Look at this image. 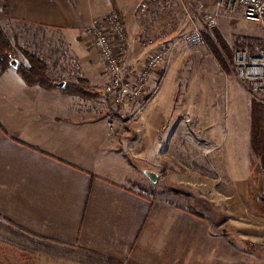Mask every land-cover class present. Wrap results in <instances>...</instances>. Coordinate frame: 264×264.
<instances>
[{"label": "crops", "instance_id": "0c3cea01", "mask_svg": "<svg viewBox=\"0 0 264 264\" xmlns=\"http://www.w3.org/2000/svg\"><path fill=\"white\" fill-rule=\"evenodd\" d=\"M139 1L0 0L7 38L41 58L51 80L93 95L28 86L16 69L0 71V229L33 235L21 247L35 264H200L202 251H211L200 224L139 190L146 169L139 170L137 141L132 130L119 128L124 111L135 109L140 119L157 116L151 106L166 74L175 79L170 68L180 52L178 39L153 37L150 17L135 10ZM112 12L127 34L126 79L134 80L160 47H170L159 84L154 71L145 85L149 97L119 112L102 92L104 65L87 34L93 20ZM16 58L28 66L22 53ZM247 129L249 147L250 107ZM157 130L145 134L155 137ZM147 149L153 156L155 149ZM186 241L197 256L187 259Z\"/></svg>", "mask_w": 264, "mask_h": 264}, {"label": "rangeland", "instance_id": "374dc122", "mask_svg": "<svg viewBox=\"0 0 264 264\" xmlns=\"http://www.w3.org/2000/svg\"><path fill=\"white\" fill-rule=\"evenodd\" d=\"M215 5L216 0H171L167 8L159 2L148 4L143 14L151 19L153 37L178 39V60L170 68L175 79L169 69L157 103L151 106L160 111L157 116L154 113L140 119L135 109L124 111L118 124L122 130H132L139 170L159 177L155 184L145 177L139 190L180 209L187 223L200 224L212 239L208 248L212 254L203 250L204 262L200 264H264V170L259 159L251 160L247 134L250 102L256 98L264 104V98L250 90L235 68L226 77L205 41L206 35L216 31L232 50L235 62L237 50L250 55L264 52V28L241 16L222 13L214 31L208 30L205 16L213 13ZM195 29L202 34L200 43L188 40ZM10 42L16 55L25 51L17 41ZM163 69L160 64L154 70L158 71L156 86L166 71ZM143 92L141 103L149 97L146 90ZM126 105L130 103L113 108L119 112ZM149 128H158V135L145 134ZM145 143L150 150L155 149L153 156ZM33 239L8 226L0 229V264H30L32 253L21 244L28 245ZM188 243L187 259L197 256ZM195 261L186 264H197Z\"/></svg>", "mask_w": 264, "mask_h": 264}, {"label": "built area", "instance_id": "2783aa9c", "mask_svg": "<svg viewBox=\"0 0 264 264\" xmlns=\"http://www.w3.org/2000/svg\"><path fill=\"white\" fill-rule=\"evenodd\" d=\"M150 2H159L165 8L171 4V0H140L135 10L143 13ZM222 13L241 16L244 20L264 28V0H216L213 13L205 16L208 29L217 26ZM87 34L92 48L101 56L107 78L103 93L113 107L138 100L142 96L147 77L164 62L170 51V47H160L146 61L133 83L129 84L125 83L128 80H124L121 53L127 43L126 33L118 14L112 12L103 19L93 20L87 28ZM188 40L200 43L201 32L195 29L188 36ZM235 71L254 94L264 98V52L250 55L247 51L237 50Z\"/></svg>", "mask_w": 264, "mask_h": 264}, {"label": "trees", "instance_id": "16d2710c", "mask_svg": "<svg viewBox=\"0 0 264 264\" xmlns=\"http://www.w3.org/2000/svg\"><path fill=\"white\" fill-rule=\"evenodd\" d=\"M208 30L214 31V28ZM205 41L211 52L216 56L222 73L225 74L226 77H230L232 68H235L232 50L225 44L220 34L216 31H214L212 35H206ZM220 50H222L223 53H220ZM21 53L27 60L28 66L19 64L16 71L25 84L28 86H40L45 89L56 88V81L51 80L47 75L46 63L35 54L27 51H22ZM13 59H16L14 46L0 28V71L4 72L10 68V63ZM62 91L65 93L77 94L83 98L93 97L87 89L77 85H67ZM249 151L251 160L259 159L264 170V104L256 98H253L250 102ZM29 235L33 237L31 234ZM30 259V264H35L33 258Z\"/></svg>", "mask_w": 264, "mask_h": 264}, {"label": "water", "instance_id": "95a60500", "mask_svg": "<svg viewBox=\"0 0 264 264\" xmlns=\"http://www.w3.org/2000/svg\"><path fill=\"white\" fill-rule=\"evenodd\" d=\"M10 67L17 69L19 67V61L16 59H13L10 63ZM66 85L65 83L61 82V83H56L55 87L58 89H62L64 88ZM144 176L153 184H155L158 181V175L154 172H151L149 170H144L143 171Z\"/></svg>", "mask_w": 264, "mask_h": 264}]
</instances>
